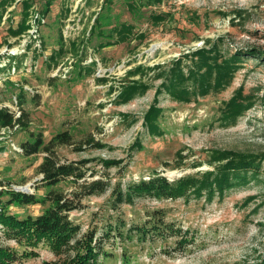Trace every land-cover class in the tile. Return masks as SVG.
<instances>
[{
	"label": "rangeland",
	"instance_id": "1",
	"mask_svg": "<svg viewBox=\"0 0 264 264\" xmlns=\"http://www.w3.org/2000/svg\"><path fill=\"white\" fill-rule=\"evenodd\" d=\"M22 1L0 12V49L18 44L14 38L22 33L12 36L9 28L22 18ZM46 1L32 0L29 9L34 6L45 19L43 50L28 47L13 56L15 75L0 68V105L15 114L23 109L29 119L26 128L0 130L4 188L43 198L50 189L69 193L102 181L101 191L83 196L69 213L82 232L95 229L98 236L109 222L123 225L124 240L113 244L109 239L105 246L113 244L112 255L98 264H254L264 255V161L257 176L249 172L246 181L222 196L134 195L127 203L117 202L115 193L154 173L172 180L213 170L217 151L264 154V0H164L150 7L130 6L138 0H53L45 13ZM152 14L166 17L155 24ZM123 24L133 30L119 41L112 29ZM204 46L222 56L258 50L262 57L242 58L231 83L219 92L189 102L173 99L157 74L179 58L186 70L191 52ZM139 65L144 69L128 76ZM138 79L147 90L121 102V87ZM240 87L253 106L235 120L226 119L225 102ZM155 99L161 108L159 134L150 132L143 119ZM63 132L67 135L59 138ZM39 133L46 147L22 155L21 143ZM87 136L93 139L90 145L83 142ZM49 173L59 174L56 185L43 181ZM48 206L47 201L10 203L7 210L20 218L36 217ZM155 213L182 234L147 233L140 240L135 231L127 233L136 225L149 227ZM183 236L189 243H179ZM0 245L20 254L14 264L60 263L45 242L20 244L1 229Z\"/></svg>",
	"mask_w": 264,
	"mask_h": 264
},
{
	"label": "trees",
	"instance_id": "2",
	"mask_svg": "<svg viewBox=\"0 0 264 264\" xmlns=\"http://www.w3.org/2000/svg\"><path fill=\"white\" fill-rule=\"evenodd\" d=\"M14 1L0 0V12ZM52 1H46L45 13L49 12ZM163 1L138 0L137 3H131L130 6L150 7L162 4ZM22 3V18L19 24L16 28H9V33L12 36H18L28 28L27 20L32 0H23ZM165 17L166 14H152L151 19L153 23L157 24L165 20ZM0 18H2V14H0ZM96 21L97 17L94 18L91 30ZM112 30L119 41H124L132 33L133 27L123 24L120 28H113ZM110 44L109 42L105 45L100 44V47ZM245 53L246 56L242 57L241 55ZM245 53L237 51L230 56H222L212 48L204 46L191 52V64L186 66V70L182 65L181 58H179L165 72L157 74V77L162 78V89L167 91L173 99L189 102L192 97L219 92L228 86L234 78L237 63L242 58L246 59L251 55L257 58L262 57V53L258 50H250ZM143 69L141 65L136 66L134 70L128 72V76L137 75ZM146 90L147 85L141 82L140 79L131 80L121 87L118 98L121 102H127L135 95ZM252 106L253 100L243 94L240 87L225 102L224 118L235 120ZM18 112L17 115L8 107L0 105V130H10L14 127L26 128L29 124L28 113L23 109H19ZM160 114L161 108L157 105V100L155 99L143 118L148 130L152 133H160V128H158L157 124ZM66 135L67 133L63 132L58 136L60 138ZM83 142L90 145L93 139L87 136ZM43 145V136L39 133L33 136V140L22 142L20 151H22L21 153L24 156H31L44 149L46 146ZM213 158L214 162L219 161L213 170H207L199 175L186 174L172 180L154 173L147 180H140L132 184L125 193H115V199L117 202L130 203L134 195L171 200L188 198L192 194L197 197L204 195L208 198L215 194L222 196L226 190L237 183L246 181L249 172H251V175L257 176L264 161V154L256 155L222 150L217 151ZM61 168H64V166ZM58 175L57 173H49L45 175L43 181L48 186L56 185L60 181ZM102 185V181L94 180L69 193L63 190L50 189L43 198H37L34 194L4 188L6 186L3 180L0 179V229L6 237L20 244L36 247L38 243L45 242L54 255L59 257V264H98L101 257H110L112 255L110 249H113V244L116 241L124 240L125 234L120 231L123 225L118 226L109 222L101 229V235L98 236L95 229L82 232L81 227L70 220L69 213L80 206L83 196L92 194L95 191H101ZM3 196L9 197L6 202L2 200ZM46 201L49 202V206L36 217L26 216L20 218L15 214L8 213L7 210V206L10 203L28 204ZM147 222H152V224L149 227L144 224L133 226L129 228L127 233L135 231L140 240L144 239L147 233L165 235V232L169 231L173 235L182 234L179 227L175 228L172 223L164 222L162 214L158 215V213H155ZM114 231L116 232L113 233ZM129 237H132V235ZM109 239H112L113 244L106 247L105 243ZM188 241L187 237L183 236L179 243L183 245L189 243ZM29 254L34 253H25V255ZM19 255L14 249L0 245V264H14L15 259ZM44 264L51 263L44 262ZM254 264H264V255Z\"/></svg>",
	"mask_w": 264,
	"mask_h": 264
},
{
	"label": "built area",
	"instance_id": "3",
	"mask_svg": "<svg viewBox=\"0 0 264 264\" xmlns=\"http://www.w3.org/2000/svg\"><path fill=\"white\" fill-rule=\"evenodd\" d=\"M33 9L34 6L32 7L27 20L28 28L20 36L14 38L18 39V44L16 46L8 45V47L6 46L0 49V68L5 67V69H8L4 70V72L8 75H15L18 70L17 62L12 60L13 56L26 53L28 47L35 51L43 50V41L40 36V27L45 22V19L39 15L37 10ZM18 113L19 112H16L17 115Z\"/></svg>",
	"mask_w": 264,
	"mask_h": 264
},
{
	"label": "bare ground",
	"instance_id": "4",
	"mask_svg": "<svg viewBox=\"0 0 264 264\" xmlns=\"http://www.w3.org/2000/svg\"><path fill=\"white\" fill-rule=\"evenodd\" d=\"M25 190H28L27 188Z\"/></svg>",
	"mask_w": 264,
	"mask_h": 264
}]
</instances>
